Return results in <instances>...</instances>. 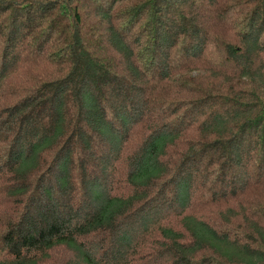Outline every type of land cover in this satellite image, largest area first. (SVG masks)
Masks as SVG:
<instances>
[{"label": "trees", "instance_id": "1", "mask_svg": "<svg viewBox=\"0 0 264 264\" xmlns=\"http://www.w3.org/2000/svg\"><path fill=\"white\" fill-rule=\"evenodd\" d=\"M0 264H264V0H0Z\"/></svg>", "mask_w": 264, "mask_h": 264}, {"label": "rangeland", "instance_id": "2", "mask_svg": "<svg viewBox=\"0 0 264 264\" xmlns=\"http://www.w3.org/2000/svg\"><path fill=\"white\" fill-rule=\"evenodd\" d=\"M13 202L17 201L0 193V209L13 206ZM69 255L61 250H57L51 254L50 259L45 264H67Z\"/></svg>", "mask_w": 264, "mask_h": 264}]
</instances>
